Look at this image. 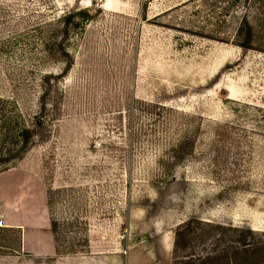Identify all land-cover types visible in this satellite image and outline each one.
Wrapping results in <instances>:
<instances>
[{"label": "rangeland", "instance_id": "374dc122", "mask_svg": "<svg viewBox=\"0 0 264 264\" xmlns=\"http://www.w3.org/2000/svg\"><path fill=\"white\" fill-rule=\"evenodd\" d=\"M0 98V264H264V0H0Z\"/></svg>", "mask_w": 264, "mask_h": 264}, {"label": "crops", "instance_id": "0c3cea01", "mask_svg": "<svg viewBox=\"0 0 264 264\" xmlns=\"http://www.w3.org/2000/svg\"><path fill=\"white\" fill-rule=\"evenodd\" d=\"M15 174H16L15 171L14 172L6 171V172H3V174H0V183H1L0 184V199L8 201V199L11 200L15 198V199H18L20 202L22 201L20 204H16L15 202L16 205L15 204L13 205V209L16 210V213H18L17 215L19 216V218L17 219L16 225L17 227L22 228L21 250L24 253H27L29 255L30 254H40V255L50 254L53 252L54 247L52 245L51 238L50 236L47 235V233L44 236H42L41 234H39V236L36 234H33L36 237V239H34V243L32 244L31 235L30 233H27V231L25 230L26 226H29V227L32 226L30 222V217H29L30 212L28 209L29 201L27 202L26 200V203L23 202L25 198L23 195V192H21L20 190H17L16 188L14 189L11 188L12 186L11 181L14 186L16 185L14 184L15 179H17L14 176ZM42 211L43 209H41L39 213H41ZM43 237H45V239H43ZM37 239H39L38 243H37L38 241ZM79 254L80 253L74 255V264H95L94 263L95 259L91 258L90 260L88 253L86 254L87 256L85 259L75 258V256ZM105 254H106L105 252H102V255H103L102 264H110V258L106 257ZM135 263L136 261L132 262V257H128L127 264H135Z\"/></svg>", "mask_w": 264, "mask_h": 264}, {"label": "trees", "instance_id": "16d2710c", "mask_svg": "<svg viewBox=\"0 0 264 264\" xmlns=\"http://www.w3.org/2000/svg\"><path fill=\"white\" fill-rule=\"evenodd\" d=\"M7 100L0 98V168L9 165L28 148L33 131L25 126L12 125L7 115Z\"/></svg>", "mask_w": 264, "mask_h": 264}, {"label": "built area", "instance_id": "2783aa9c", "mask_svg": "<svg viewBox=\"0 0 264 264\" xmlns=\"http://www.w3.org/2000/svg\"><path fill=\"white\" fill-rule=\"evenodd\" d=\"M0 227H5V225L3 224V221L0 219Z\"/></svg>", "mask_w": 264, "mask_h": 264}]
</instances>
